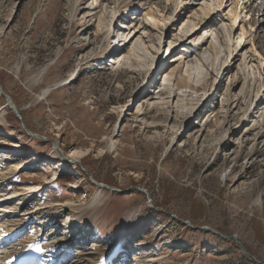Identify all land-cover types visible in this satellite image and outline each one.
<instances>
[{"label":"rangeland","instance_id":"rangeland-1","mask_svg":"<svg viewBox=\"0 0 264 264\" xmlns=\"http://www.w3.org/2000/svg\"><path fill=\"white\" fill-rule=\"evenodd\" d=\"M217 1L0 0L1 91L25 129L39 136L24 131L0 92L2 262L264 264V141L254 140L251 120L247 137L225 136L215 146L199 141L215 132L206 124L216 117L234 130L244 123L241 79L230 88L233 62H245L248 97L264 107V24L251 13L243 17L239 0ZM206 5L210 15L192 16ZM148 9L156 17L171 13L165 27L144 21ZM96 13L104 20L99 29ZM231 25L227 50L218 32ZM240 34L241 50L230 58ZM205 41L216 48L207 60L212 87L177 92L168 69ZM225 66L230 73L223 79ZM162 90H170L164 102ZM253 107L248 112L258 121ZM87 148L80 165L61 164ZM34 156L38 162L30 164Z\"/></svg>","mask_w":264,"mask_h":264},{"label":"bare ground","instance_id":"bare-ground-1","mask_svg":"<svg viewBox=\"0 0 264 264\" xmlns=\"http://www.w3.org/2000/svg\"><path fill=\"white\" fill-rule=\"evenodd\" d=\"M172 2L174 3V6H176V5L177 6L178 5L180 6V4H181L180 0H172ZM238 3H239L238 4V7L241 9L240 14H242L243 17H245L247 14H250L251 13L253 16H255V17L257 16L258 17L257 24H259V25L264 24V0H245L244 4H243V1L242 0H239ZM217 5L218 6H221L222 5V0H218L217 1ZM253 7H255V11H253ZM150 9H148V12H146L145 15L143 16L144 21L147 22V19H149L150 26H157V24H160L161 27H165V21H168V19H170V14L171 13H169L167 17L166 16L156 17L152 13V11ZM177 10H179V9H177ZM201 10L203 11L202 14L196 13V14H193L192 16H194L197 19L201 20L202 19L201 18L202 15H204V16L207 17L212 12V9H211V6L210 5L201 6ZM244 12H245V14H244ZM234 13H236V10H235ZM237 14H239V13H237ZM96 15H97V16H95V22L97 23L96 24V28L99 29L100 25L102 24V22L104 20L102 19L101 15H98V13H96ZM232 15H233L232 16V24H233L234 21L237 19V17H236V14L235 15L232 14ZM259 16H260V19H259ZM234 17H235V19H234ZM254 23L251 22V23H247V24L245 23V24L247 26H249V28H251V26H253ZM119 25H123V24L119 22ZM208 27H211V25H208ZM219 30H220L218 32V33H220L219 36H221L223 39H226L225 44H226V48L228 50L229 41H232L233 40V36L232 37L230 36V34H232L231 32L233 30V26L231 25L228 28H225V26H224L223 29L220 28ZM211 31H213V30H211ZM200 35H202V34L199 33L196 36V38L197 39L198 38L200 39ZM249 35H251V34L249 33ZM140 37H141V35H139V37L137 39L139 40ZM242 37H243V34H240V35H238L236 37L237 40L235 41V44H237V46H236L235 49L233 48V50L231 49V51L229 52L230 58H231V56L234 55L233 53L236 54V52H238V51L241 50L240 42L242 41ZM233 45H234V43H233ZM156 48H157L156 46L153 48L154 51H156ZM131 51H133V48L127 50V52L124 54V58H122L123 59L122 61L119 60L121 58L117 55L118 53H115L117 55L116 59H118L115 64H118V62L121 63V62L124 61V63H125V61H128L129 57H127V56H130L131 55ZM154 51H153V53H154ZM215 52H216L215 44H213L212 41L209 44L206 43V41H205L199 47L191 46L190 48H188V49L185 50L184 54L181 53L182 54V57L180 59H178V61H176L168 69L169 72L166 75L168 78H171L172 85L176 87V91L177 92H182L184 90V93H185L186 90H192L196 94L198 92H200V91H202L203 93H205L210 87H212V84L208 80V77L211 76V71L213 70L212 69L213 67H212V65L207 64V60H209V59L213 60L214 55H215L214 54ZM238 54H240V53H238ZM236 58L237 57H234V58L232 57V60L235 61ZM235 62L232 63V66L231 67L234 66V68L237 71V74H236L235 78L233 77V79L231 81L232 84L230 85V88L231 89L232 88H235V86H237V84H239V79L238 78L241 79V82L243 83L242 89H241V94H242V98H243L242 101H247L246 105H244L245 110L242 112V114H243L242 117L243 118L241 119V122L244 120V123H243V125L241 124V127H239L236 130L231 129V128H228L227 127V121L224 122V123H226V126L225 127H221V126L217 125V123H218L217 122L218 117H216L217 116L216 115L215 116L216 118L214 119V121H211L210 124L209 123L206 124L208 128L209 127H213V128L215 127V129H216L215 132L213 131L214 133H211V134L206 133L204 136H202V138L199 139V141L202 140L201 144L202 143H209V144L210 143H213V145L215 146L225 136L228 137V139H231L233 135H236L237 140L241 139V137H247V133L250 132L249 131L250 129L247 127V123H246L247 120H251L252 121L251 128H253L252 129V133H253V136H254V140L255 141H260L261 143L264 141V107H262V109H257L258 106L260 105V102H259V104H253V103H251V99L248 97L251 88H250V85L248 83V77H247L248 74L246 73L245 62L244 63L240 62L236 66H235ZM258 63H260V60H258ZM114 65H112V68H114ZM225 65H227V63ZM223 69H225V70H223V71L218 70V71L219 72L221 71L220 72V76L224 79L225 76L230 73V67L229 66H225ZM238 75H240V76H238ZM39 77L37 75V77H35L32 80V83L31 84L32 85H35L38 82ZM69 77H71V75ZM69 77H67L64 80L60 81L57 84L56 87L60 88V87L65 86L66 84H68L69 83V80H68ZM236 77H237V79H236ZM169 82H170V80H169ZM46 92H44V95L46 94ZM169 94H170V90H168V92H166V94L164 93L163 90L160 91V98H159V100L160 101H163V102L166 101L162 96H164V95H167L168 96ZM175 96L180 97L179 94H177V93L174 95V97ZM187 96L189 97V94ZM195 101L196 102L193 105H196V104L199 103V99L198 100H195ZM162 105L164 106V105H167V104H162ZM238 107L240 109V107H242L241 104L239 105L237 103V105L234 106L235 109L236 108L238 109ZM251 107H253L252 108L253 111L257 109L256 110L257 111L256 113H259L260 114L259 117H258V121H256L255 119L252 120L253 114H254L253 112H250V111L248 112L249 108H251ZM232 108H233V104L231 105V107L229 109H227L225 111L226 114H229V112L232 111ZM180 109L183 110L184 109V106L181 105L180 106ZM190 110L191 109L188 108L186 110L187 111L186 114H182L184 118L189 116L188 114H189ZM137 111H138V113L142 112V108L140 109V106H138L137 107ZM168 111H169L168 108L163 111L164 112V115H166L165 116L166 117V120L169 118ZM211 113L212 112H210L209 114H211ZM0 118H2V114H0ZM174 127H176L175 122H173L171 124L170 129L171 128H174ZM175 137L178 138L180 136L175 135ZM180 139H182V138H179V141H180ZM186 142L187 141L184 140L183 144H185ZM109 148L111 150L116 148L114 141H111V140L109 141ZM89 151H90L89 148L82 149V150H74L71 153H69L68 156H66L65 158H63L64 160H63V162L61 164L63 166L64 165L66 166V165H68V162L69 161H71L72 163H75V162L79 161L80 159H82L84 156H86L89 153ZM62 156H64V155H62ZM32 158H34V159L30 162V164H33V163L38 162L37 157L34 156ZM31 189L34 190L35 193L38 192L37 191L38 186L32 187ZM0 210L7 211L4 207L3 208L0 207ZM65 234H67V237H68V232H65ZM23 260L24 259H22V258H12L10 261L2 262L1 259H0V264H23L24 263Z\"/></svg>","mask_w":264,"mask_h":264},{"label":"water","instance_id":"water-1","mask_svg":"<svg viewBox=\"0 0 264 264\" xmlns=\"http://www.w3.org/2000/svg\"><path fill=\"white\" fill-rule=\"evenodd\" d=\"M0 92H1V94H2V96H3V98H4V100H5V105H6V107H9V109L12 111V113L17 117V119L18 120H20V124H21V127L24 129V131L28 134V135H30L31 137H33V138H35V139H37V138H39V136H35V135H33V134H31L29 131H27L26 129H25V125H24V123H23V120H21L20 119V116H19V114H18V111H17V108H16V106L15 105H13V103H12V101H11V99L9 98V96L6 94L5 95V93H3V91H1V87H0ZM64 160V159H63ZM75 163H77V162H75ZM78 165H80L79 163H77ZM95 186L98 188H102V187H105L104 185H102V184H95ZM105 188H107V187H105ZM108 189V188H107ZM109 191H111L110 189H108ZM203 231H205V230H208L207 228H204V229H202ZM208 231H211V230H208ZM228 239H233L234 241H236L237 242V240H236V236L234 237V236H231V237H228ZM243 252H244V250H243ZM244 254H246V256H248L249 258L251 257L256 263H259L258 261H257V259L256 258H254L252 255H248L246 252H244Z\"/></svg>","mask_w":264,"mask_h":264},{"label":"trees","instance_id":"trees-1","mask_svg":"<svg viewBox=\"0 0 264 264\" xmlns=\"http://www.w3.org/2000/svg\"><path fill=\"white\" fill-rule=\"evenodd\" d=\"M12 116V115H11ZM14 120H16L15 116L13 117Z\"/></svg>","mask_w":264,"mask_h":264}]
</instances>
